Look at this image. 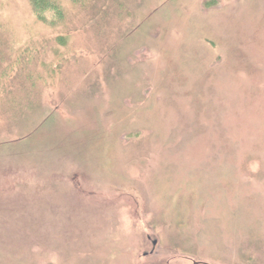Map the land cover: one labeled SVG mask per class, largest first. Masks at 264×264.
<instances>
[{"label":"rangeland","instance_id":"rangeland-1","mask_svg":"<svg viewBox=\"0 0 264 264\" xmlns=\"http://www.w3.org/2000/svg\"><path fill=\"white\" fill-rule=\"evenodd\" d=\"M0 0V264H264V0Z\"/></svg>","mask_w":264,"mask_h":264},{"label":"trees","instance_id":"trees-1","mask_svg":"<svg viewBox=\"0 0 264 264\" xmlns=\"http://www.w3.org/2000/svg\"><path fill=\"white\" fill-rule=\"evenodd\" d=\"M32 9L38 15L45 14L46 11H54L55 14L58 13L59 7L54 0H30Z\"/></svg>","mask_w":264,"mask_h":264},{"label":"water","instance_id":"water-1","mask_svg":"<svg viewBox=\"0 0 264 264\" xmlns=\"http://www.w3.org/2000/svg\"><path fill=\"white\" fill-rule=\"evenodd\" d=\"M199 262H193V264H198Z\"/></svg>","mask_w":264,"mask_h":264}]
</instances>
